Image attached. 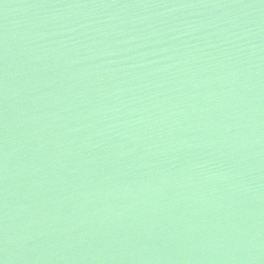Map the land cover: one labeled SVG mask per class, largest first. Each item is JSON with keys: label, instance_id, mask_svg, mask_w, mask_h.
Here are the masks:
<instances>
[{"label": "water", "instance_id": "95a60500", "mask_svg": "<svg viewBox=\"0 0 264 264\" xmlns=\"http://www.w3.org/2000/svg\"><path fill=\"white\" fill-rule=\"evenodd\" d=\"M0 264H264V0H0Z\"/></svg>", "mask_w": 264, "mask_h": 264}]
</instances>
